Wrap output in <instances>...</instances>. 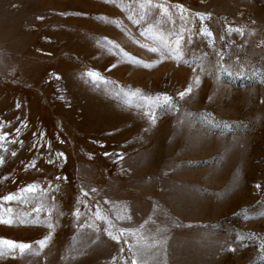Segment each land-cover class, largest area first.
Masks as SVG:
<instances>
[{
  "label": "rangeland",
  "instance_id": "1",
  "mask_svg": "<svg viewBox=\"0 0 264 264\" xmlns=\"http://www.w3.org/2000/svg\"><path fill=\"white\" fill-rule=\"evenodd\" d=\"M159 2L210 14L213 46L193 35L180 59L150 52L143 28L168 37L181 27L198 33L200 21L157 23L153 9L134 24L139 0H0V132L17 141L0 150V197L39 185L27 202L4 205L17 222L0 224V238L31 247L0 256V264H131L129 245L163 236L160 251L146 247L138 264H264V0ZM228 26L243 35H229ZM88 71L103 80L93 82ZM164 95L171 109L155 103ZM32 159L36 167L25 169ZM49 182L59 190L42 193ZM38 206L41 223L18 222L34 220ZM97 206L113 234L135 229L128 244L104 233V220L93 218ZM49 215L55 227L41 248ZM86 222L93 227H79Z\"/></svg>",
  "mask_w": 264,
  "mask_h": 264
},
{
  "label": "snow or ice",
  "instance_id": "2",
  "mask_svg": "<svg viewBox=\"0 0 264 264\" xmlns=\"http://www.w3.org/2000/svg\"><path fill=\"white\" fill-rule=\"evenodd\" d=\"M109 2H115V0H105V3ZM138 8H139V15L137 18H134L133 15H129V19L133 21L134 24H140L142 21L146 20L150 14L152 13L153 9H158L159 10V15H160V20L157 23H160L161 21H166L171 24H175V20L178 17L180 21L187 23V21L192 18L196 19L198 18L200 21V27H199V32L194 33L191 28H184L181 27L179 31H175L174 29L168 33V37H164L163 35H158L157 31H155V26L154 25H149L147 28H143L140 31V35L144 36L146 38H149L153 41V44L155 46L150 47L148 50L153 53H159L161 57L165 56H171L176 59H180L182 56V48L185 47V45H191L193 43V35H198L199 37L207 40V43L209 46H213L214 40H213V32L209 29V27L205 24V20L210 18V14L206 15L204 12H196V13H190L189 9L185 8L181 4H167V3H161L159 0H139L138 3ZM227 32L229 35H231L233 32L238 33L240 35H243V31L240 28H233L231 26L227 27ZM185 33H187V40H185ZM170 37H174V39H170ZM223 39V37H220ZM111 43V41H109ZM142 47H145V45H141ZM114 48H118V45H113ZM120 54L123 56H126L130 61L134 63H142V61L137 60L135 57L128 56L127 53L123 52V49H119ZM216 63L220 64L221 61H223L224 57L221 52L216 53ZM187 63V61H184ZM223 66V65H221ZM112 68L116 67V65H111ZM196 69L193 68V73H196ZM204 69L203 67L200 68V72H203ZM86 75L90 78H92L93 82L97 80H103V77H100L99 74L95 71H88ZM59 79V77H57ZM193 82L197 85L200 83V76L199 75H194L193 76ZM192 92V87L189 85L188 88H186L184 91H181L178 93V96L180 97L181 100H183L189 93ZM155 103L158 106L164 107L166 106L167 108L171 109L174 105V101L172 100V97L164 95L162 98L157 97ZM17 108L20 107L19 103L16 105ZM149 119L151 120L152 123H155V113L150 111L147 113ZM27 125L24 124V122H21V127H26ZM4 127V123L0 121V128ZM21 127L16 128V136L18 137L20 132H21ZM33 136H35V133H33ZM44 138V133H40V139ZM17 141L15 139H9V134L7 132H0V150L6 152L8 151L7 145L11 143H16ZM21 146H23V141H19ZM33 148L36 147V144L33 143L32 145ZM51 151V150H49ZM105 156L112 155L108 152L104 153ZM119 157V154H115ZM12 156H16V152H12ZM56 158L59 159L61 157H64L63 152H57L55 154ZM5 160V157L0 154V164H3ZM48 164L53 163V159L51 156H49L47 160ZM25 169L29 167H36V161L35 159H32L28 164L24 165ZM57 181H60L63 179L65 182L67 181V177H60L57 176L55 178ZM256 187L259 189L261 187L260 184H257ZM39 188V185L37 183H31L27 184L24 187H21L17 189L15 193L10 192L9 194L0 197V224H5V225H12L13 223L17 222L16 218L13 217L12 212L13 209L11 207H5L4 205L8 202L12 201H20V202H27V194L30 193H35L37 192ZM59 190V184H56L55 187H53L52 183L49 182V187L47 189H40L42 193H48L52 191H57ZM93 192H95V189H92ZM84 195H87V193H83ZM53 199L55 197L53 196ZM107 203V201H105ZM77 203H80L79 200H77ZM87 207V205H85ZM43 209L41 207H37L33 209V212L36 213L35 219H20L18 222L21 224H28V223H41L42 221L40 220L39 213ZM73 216H75L77 219H79L81 213L79 209L77 208L76 211L72 213ZM94 220H104L105 224L107 227L103 229L104 233L111 239L117 242L119 244L121 242V239H123V242L125 244H128L127 236L129 234L135 236L136 231L135 229H128V228H121L118 230L117 234H113L112 229L115 228V225H112L105 216L101 215L99 206H97V211L93 214ZM129 219H131L129 217ZM46 226L49 229V233L47 236L44 237V239H41L38 241V244L40 245L41 248H43L46 244V241L51 237L52 235V230L54 229L55 225L51 221L50 215L47 217L46 220ZM93 227L92 223H87L85 224H80L79 227ZM143 228V225L140 226ZM97 231L99 229L97 228ZM240 237H237V240H239ZM167 242V237L163 236L160 239H156L153 237L152 243L150 245H145V246H140L137 247L136 245H129L128 247V252L131 254V264H138L137 261V256H143L144 255V250L146 247H151V248H156V251L159 252L160 248L157 247V245H160L161 247L166 244ZM30 245L27 243L23 242H16L13 240L9 239H3L0 238V256H3L5 254H15L17 250L21 254L25 253L26 251L30 250ZM6 248V251H5ZM232 249H229L231 251ZM259 250L261 253V258L264 259V239L261 240V243L259 245ZM124 248L120 249V252H123ZM116 258L113 257V260ZM139 264H147V261L141 259ZM156 264H161L159 260L156 261Z\"/></svg>",
  "mask_w": 264,
  "mask_h": 264
}]
</instances>
